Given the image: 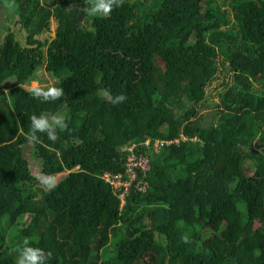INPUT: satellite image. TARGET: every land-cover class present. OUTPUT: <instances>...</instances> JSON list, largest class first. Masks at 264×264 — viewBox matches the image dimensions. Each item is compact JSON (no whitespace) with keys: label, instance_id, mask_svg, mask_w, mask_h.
Returning <instances> with one entry per match:
<instances>
[{"label":"trees","instance_id":"trees-1","mask_svg":"<svg viewBox=\"0 0 264 264\" xmlns=\"http://www.w3.org/2000/svg\"><path fill=\"white\" fill-rule=\"evenodd\" d=\"M220 1L223 16L122 0L105 18L88 0H0L19 25L0 38V264L25 238L46 264H264V0ZM43 69L55 101L27 91ZM62 108L66 129L31 143L39 174L64 173L45 192L21 148L31 115ZM128 153L149 161L132 179ZM200 197L213 215L197 227Z\"/></svg>","mask_w":264,"mask_h":264},{"label":"clouds","instance_id":"clouds-1","mask_svg":"<svg viewBox=\"0 0 264 264\" xmlns=\"http://www.w3.org/2000/svg\"><path fill=\"white\" fill-rule=\"evenodd\" d=\"M122 0H88L86 13L89 17H107L114 7H120ZM27 91L33 98H39L43 102L55 101L64 95L62 87L52 84L41 85L37 80H33ZM104 95L112 104L122 103L126 97L123 94L111 96L107 91ZM29 130L25 134L29 143L39 142L38 133H46L48 140L57 139L56 129L63 131L66 129V117L60 114H33L29 118ZM35 179L45 192L56 187L57 179L52 174H38ZM50 255V254H49ZM45 252L39 247L31 246L28 238H25L22 245L17 248L15 264H46Z\"/></svg>","mask_w":264,"mask_h":264},{"label":"rangeland","instance_id":"rangeland-1","mask_svg":"<svg viewBox=\"0 0 264 264\" xmlns=\"http://www.w3.org/2000/svg\"><path fill=\"white\" fill-rule=\"evenodd\" d=\"M225 1H226L225 3H227L228 0H225ZM203 6H208V10L212 11L214 13H216V11H218L220 16H223L226 14V12H223L222 10L219 11V8H222V9L227 8V5H223L222 1H220V0H210L209 4L206 3V0H199L198 7L200 9H202ZM8 9H10L9 6L7 8L4 3L0 2V38L3 37V35L7 31H11V30H13V28H16L19 26L18 23L15 22V19H14V17H17V14L13 13V12H8ZM9 15L11 16V18H9ZM51 26H53V23L51 24ZM16 37L19 39V41H21V43L25 42V37H24L23 32L17 33ZM48 43H49V39L46 40L45 45H47ZM217 59H219V58H217ZM46 61L47 62H45V65H50V66L56 67L58 64H60L59 58H52L50 56H46ZM227 75L219 73L216 76V79L213 81L212 85L206 89L208 99H210L213 102H217V91L221 87L220 84L227 81V79H228ZM42 77L44 79H46L47 81L45 83H43V82L40 83L41 85L52 84V82L54 81L53 78H51L48 75V73L46 71H44V69L42 70ZM30 84H31V82L29 83V85ZM60 113H61V115L64 114V108H62L60 110ZM200 113L205 114L206 112H205V110H203V111H200ZM37 135H38L40 141H43V142L48 141L46 133H38ZM150 142H151L150 137L145 138V140H144L145 145L147 143H150ZM153 142H154L153 143L154 153L158 152V149L156 148L158 145L162 146L164 143L165 144L167 143V141L162 140V139H154ZM128 149H131V146H128ZM21 150H22L23 156L27 160L28 169H29L30 173L33 176H37L39 174V172L41 171V160L37 155L36 149L32 147L31 143H27V144H24L22 146ZM127 165H128V173H129L130 179H132V178L136 177V175L138 173L137 169L142 171V172L147 170L146 167L149 166V162L143 156L137 157L134 155H130L128 153L127 154ZM74 169L75 168H72V170H74ZM63 175H64V173L55 174L57 181ZM119 176L120 175H118V174L110 176L107 173H103L102 178L105 179V182H110L115 187H117L119 184H123L124 187L128 186L124 183L119 182ZM197 204H198V217H197V221H196V226L202 227L207 222H209V218L213 214L211 211V207L208 205V203L204 199H202V197H200L198 199Z\"/></svg>","mask_w":264,"mask_h":264},{"label":"built area","instance_id":"built-area-1","mask_svg":"<svg viewBox=\"0 0 264 264\" xmlns=\"http://www.w3.org/2000/svg\"><path fill=\"white\" fill-rule=\"evenodd\" d=\"M140 156H143V157H145L146 159H147V161H148V158L146 157V156H144L143 154H141ZM149 162V161H148ZM128 166V165H127ZM148 167H146V169H147ZM112 184V183H111Z\"/></svg>","mask_w":264,"mask_h":264}]
</instances>
